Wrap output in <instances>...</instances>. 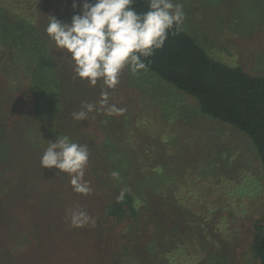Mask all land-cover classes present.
Here are the masks:
<instances>
[{
    "label": "rangeland",
    "instance_id": "1",
    "mask_svg": "<svg viewBox=\"0 0 264 264\" xmlns=\"http://www.w3.org/2000/svg\"><path fill=\"white\" fill-rule=\"evenodd\" d=\"M78 2L82 6V0ZM174 2L183 4L186 15L183 27L210 55L231 66L264 76V0ZM72 3L73 0H0V7L18 18L26 16L35 25L44 27L38 28L39 35L46 38L51 59L62 64L68 74L66 81L72 84V87L64 85L61 96H83V104L87 102L97 106L98 110L91 112L93 116L87 117L83 124L75 123L80 130L73 141L88 145L90 151L85 180L91 185V179L97 182L96 178L111 176L112 172L104 160L107 151L120 162L127 159L128 170L134 175L130 171L123 175L121 171L118 179L133 180L135 178L132 177H136L140 184H150L156 193H160L157 201L165 208L166 221L176 227L182 246L176 256L182 262L255 264L252 240L254 225L264 216V165L250 138L231 124L202 113L192 96L148 70L134 76L125 68L116 89H105L109 98L101 107V83L92 86L76 77L72 61L67 55L62 56L47 33L43 34L49 16L70 23L72 16L80 10H74ZM20 27L23 31L24 25L20 24ZM27 32L25 30L23 34L28 37ZM53 75L57 78L56 73ZM0 82L5 84L0 92L6 91L8 82L3 79ZM21 89L7 91L11 99L0 103V113L5 115L9 131L12 127V121H8L11 104L17 97L22 99L14 109L16 115L27 107L31 110L33 102L24 100L25 92ZM113 105L124 109L123 114L108 115L106 109ZM81 110L79 104L77 112ZM36 133L32 131L29 134L31 139L28 137L33 142L32 149L36 144H48L45 138L35 139ZM93 163H98V170L94 168L95 174L91 167ZM152 175L155 177L151 178ZM52 178L41 182V186L37 184L39 191L31 203L39 204V195L58 191L62 193L59 202L65 208L63 204L71 198L70 193L67 189L68 194L63 195L59 190L62 180L51 182ZM101 192L99 188H91L87 195L74 192L79 197L77 208H84L97 226L101 224L100 215L106 203L100 198ZM95 226L89 224L83 228L90 232ZM105 228L114 237L123 226L112 224ZM50 235L54 247L47 248L46 252L49 250L50 257L57 264H60L58 261L63 264H90L88 255L85 257L76 248L68 260L71 238ZM25 236L22 241L28 243ZM32 244H25V249ZM3 253L0 251V257ZM8 258L5 257V262Z\"/></svg>",
    "mask_w": 264,
    "mask_h": 264
},
{
    "label": "trees",
    "instance_id": "2",
    "mask_svg": "<svg viewBox=\"0 0 264 264\" xmlns=\"http://www.w3.org/2000/svg\"><path fill=\"white\" fill-rule=\"evenodd\" d=\"M134 6L138 12L148 10L147 0H135ZM27 18H18L0 7V79L8 82L6 91L0 92V103L11 99L7 91H17L20 87L25 92L24 100L33 102L31 110L27 107L18 115L14 109L22 97L12 102L10 131L5 115L0 113V251H4L0 264H57L49 250L46 252L54 247L50 234L71 238L68 260L76 248L85 257L88 255L90 264H191L176 256L182 246L176 227L166 221L165 208L157 201L160 193L150 184H140L136 177L121 181L110 174L107 178H96L98 184L91 179V188H99L100 198L106 202L100 215L101 224H96L90 232L71 225L67 219L69 209H77L79 197L70 178L57 174V169L41 168L40 159L48 144L35 143L32 149L33 142L28 137L37 131L34 138H45L46 142L59 135L74 140L80 130L75 123L83 124V121L74 120L72 113L77 112L79 104L82 107L83 96H61L64 85L72 87L66 81L68 74L62 64L51 59L48 41L39 35L38 28L43 26ZM20 24L24 25L23 31H28V37ZM146 62L149 72L192 96L202 113L245 133L264 165V76L217 60L183 26L178 34L170 33L164 47ZM54 73L57 78L53 77ZM1 82L0 89L5 86ZM92 116L88 114V118ZM107 152L104 160L110 172L122 171L125 175V171H130L134 175L128 170L127 159L120 162ZM97 165L91 166L93 172L94 168L98 170ZM51 178V182L62 180L59 190L63 195L70 193L71 198L63 204L65 208L59 202L62 193L58 191L39 195V204L31 203L39 191L37 184ZM63 210L65 214H61ZM112 224L123 226L114 237L105 228ZM24 236L28 243L22 241ZM31 242L32 246L25 249L24 245ZM252 249L255 264H264V216L254 225ZM5 257H9L7 262Z\"/></svg>",
    "mask_w": 264,
    "mask_h": 264
},
{
    "label": "clouds",
    "instance_id": "3",
    "mask_svg": "<svg viewBox=\"0 0 264 264\" xmlns=\"http://www.w3.org/2000/svg\"><path fill=\"white\" fill-rule=\"evenodd\" d=\"M148 10L138 12L135 0H73L72 8L80 10L65 23L49 16L45 29L56 48L72 61L75 76L92 86L99 83L101 107L107 104L109 92L120 83V75L128 68L137 76L148 68V58L164 47L170 33L182 30L186 15L183 4L174 0H147ZM95 104L85 102L82 110L73 112L76 121L87 120L88 114L97 111ZM125 110L114 105L107 108L108 115L123 114ZM90 157L88 145L59 135L56 141L49 140L40 159V167L57 169V174L70 178L73 191L87 195L90 184L85 180V169ZM114 179L119 178L113 172ZM67 219L75 228L96 221L83 209H69Z\"/></svg>",
    "mask_w": 264,
    "mask_h": 264
}]
</instances>
